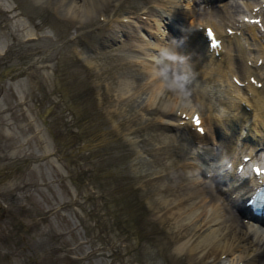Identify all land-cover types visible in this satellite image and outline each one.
I'll return each instance as SVG.
<instances>
[{
    "label": "rangeland",
    "instance_id": "rangeland-1",
    "mask_svg": "<svg viewBox=\"0 0 264 264\" xmlns=\"http://www.w3.org/2000/svg\"><path fill=\"white\" fill-rule=\"evenodd\" d=\"M157 1L118 0L102 20L94 11L62 14L59 0H0V250L18 247L19 233H30L35 248L44 245L43 264H199L173 248L182 231L150 202L153 170L164 166V176L176 179L173 167L197 162L186 160L194 147L178 138L174 161L159 162L166 147L158 140L162 122L146 107L149 93L116 100L118 79L146 81L130 62L120 63L149 56L138 46L151 36L135 40L128 31L152 25L153 11L166 14ZM116 15L130 20L123 25ZM28 27L36 34L27 35ZM221 86L207 87L217 114ZM165 115L163 123L175 117ZM204 127L207 142L214 141L212 125ZM10 225L13 237L4 241ZM3 252L23 264V255Z\"/></svg>",
    "mask_w": 264,
    "mask_h": 264
},
{
    "label": "bare ground",
    "instance_id": "bare-ground-1",
    "mask_svg": "<svg viewBox=\"0 0 264 264\" xmlns=\"http://www.w3.org/2000/svg\"><path fill=\"white\" fill-rule=\"evenodd\" d=\"M59 1H62L59 5V8L64 11L61 12L62 14L69 13L70 17L86 18V15L92 11L103 15L109 8L112 11L118 0ZM204 1L207 0H158L157 6L162 8L163 12L170 18H174V20H171L174 25H181L178 26L179 29L176 28L177 30H180L186 24L190 28L192 27L193 33L198 34L197 24L209 22L218 31H221L226 22L234 23L236 21L235 16L243 11L245 5L251 4L249 0H220L218 3H213L214 1L210 0L212 6L198 12L197 8ZM11 6L13 7V5ZM229 6H232L233 11L231 8L229 9ZM11 12L13 13L12 10ZM161 14L153 11L151 14L152 25L148 24V27L134 25L135 27L132 28L131 26L132 30L128 31V37H133L135 40H139L141 34L147 35L148 33L151 36L148 39H141L144 40L145 45L149 44L148 46L143 45V42H140L138 46L140 52L142 48L151 51L149 56L135 55L134 58L128 59L127 57L120 63L123 65L122 62H130L131 67L134 68V73L146 76V81L144 83L136 82L135 85L134 77L136 75H132L130 79H118L121 81L122 88L119 86V95L116 99L126 100L144 91L149 93L146 107L151 106L154 115L162 122L158 140L166 147L160 151L159 162L161 158L165 161H174V152L180 149V146L175 143L178 138H185L186 134L189 135L190 133L191 139L197 137V134L190 131L187 126V122L190 120L189 117L184 114L180 115L181 111L189 113L195 107L203 111L200 114L203 126L207 123L212 125L214 136L221 143L223 155L231 154L237 146L255 147L262 144V151H264V129H262V125L264 127V39L259 38L260 35L264 36V33L257 34L250 25H246L244 28L246 35L243 37V43L248 45L250 56L253 60L257 56L263 57L261 65L255 67L262 76L263 84L258 88L250 87L253 89V94L251 98H248L246 90H244L245 87L235 85L229 77L231 73L243 76L247 69L240 50L239 40L226 37L222 52L223 59L219 60L207 53L205 50L206 44L200 42L198 36V39L192 41L191 48L187 47V50L190 51L189 54L192 52L199 57V63L194 66L189 57L183 56L184 50L178 49L180 42L171 39L170 32L163 33L160 20ZM119 16L128 15H116L114 18H119ZM106 17L108 16L105 15V19ZM124 24L126 23L123 22ZM119 25H122V23ZM145 30L146 32L143 33ZM26 31L27 35L36 34L32 27H28ZM121 31L117 32L120 35L114 33L113 37L122 36ZM140 47L142 48L140 49ZM162 47L170 48L176 54L182 56L188 71L194 70L193 68L189 69L191 66L196 68V79L199 82L201 81L198 87L187 84L186 91L177 93L165 89L164 82L154 74V60ZM140 63L142 64L139 67L136 66ZM216 83L223 84L221 86L223 94L217 97L222 107V112L219 114L215 112L216 108L213 109L214 106H212L209 99L207 88L214 86ZM231 92H234V94L231 95ZM181 97L187 98V100L190 98V101L181 103L179 100ZM241 99L252 100V113H249L240 105L239 100ZM177 110L179 114H176ZM165 114H168V116L174 115L176 118L174 117L163 123L164 119L162 118L166 116ZM236 124L239 125L238 129ZM169 132L175 133L169 135ZM203 134H205V137L200 136L198 138L199 143L202 141L207 143L205 127ZM135 144L138 145L136 142ZM163 168L164 166L160 170L157 168L151 174L156 177L154 182L156 189L150 202L156 204L154 206L157 207L159 213H163L164 216L171 219L172 228L182 231L180 232L182 233L181 236L173 244L176 251H185L188 254L187 257L185 255L187 260L195 259L194 257L197 256L199 264H264V224H259L256 221L244 223L242 215L238 214L241 209L236 202L227 199L225 203H221L219 199L224 197V187L219 182L205 180L201 176L196 162L191 160L173 167L177 168L175 171L179 176L171 181L167 179L168 176H164L166 171H162ZM204 188H207L208 191L205 192Z\"/></svg>",
    "mask_w": 264,
    "mask_h": 264
},
{
    "label": "clouds",
    "instance_id": "clouds-1",
    "mask_svg": "<svg viewBox=\"0 0 264 264\" xmlns=\"http://www.w3.org/2000/svg\"><path fill=\"white\" fill-rule=\"evenodd\" d=\"M43 3L44 0H39ZM183 57L172 49L162 47L155 58L154 74L164 82V87L173 93L187 90L188 71L183 66Z\"/></svg>",
    "mask_w": 264,
    "mask_h": 264
},
{
    "label": "flooded vegetation",
    "instance_id": "flooded-vegetation-1",
    "mask_svg": "<svg viewBox=\"0 0 264 264\" xmlns=\"http://www.w3.org/2000/svg\"><path fill=\"white\" fill-rule=\"evenodd\" d=\"M27 224L21 223V226H20L21 229L22 227H26ZM10 228L11 230L4 232L2 234L4 241H5V235H8L11 238L13 237L12 231L14 230V226L10 225ZM16 234L17 233H15L14 235ZM19 237H21L20 239L21 243L18 247H13L9 251L0 250V264H13L11 263L10 258L9 259L3 258L2 251H4L3 253H7V254H18V256L23 255V259L21 260L23 264H27V263L29 264L30 262H32V264H43L41 259L43 255L45 254L44 245H43V250L39 251L37 248L34 247L31 241L33 238L32 234L19 233Z\"/></svg>",
    "mask_w": 264,
    "mask_h": 264
},
{
    "label": "snow or ice",
    "instance_id": "snow-or-ice-1",
    "mask_svg": "<svg viewBox=\"0 0 264 264\" xmlns=\"http://www.w3.org/2000/svg\"><path fill=\"white\" fill-rule=\"evenodd\" d=\"M245 19H247V18H245ZM255 23H259V21H255ZM207 35L210 37L212 46L215 47L217 45L218 41H217V39H216V37H215L212 29H210V28L207 29ZM193 122L195 123V125H197V127H198V129H199L200 132H203L204 131L202 127H199L200 124H201V121L199 119V116L194 117L193 118ZM254 171L257 174H261V172H262V170L260 168H256V169H254ZM256 196L258 198H260V199H264V193H262V192L257 191Z\"/></svg>",
    "mask_w": 264,
    "mask_h": 264
}]
</instances>
